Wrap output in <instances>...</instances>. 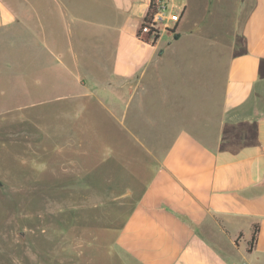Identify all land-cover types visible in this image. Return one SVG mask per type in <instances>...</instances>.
Returning a JSON list of instances; mask_svg holds the SVG:
<instances>
[{
  "label": "crops",
  "instance_id": "crops-1",
  "mask_svg": "<svg viewBox=\"0 0 264 264\" xmlns=\"http://www.w3.org/2000/svg\"><path fill=\"white\" fill-rule=\"evenodd\" d=\"M150 1L0 0V53L12 72L18 49L57 50L59 63L60 50H85L102 83L70 101V143L99 106L127 139L163 146L142 192L110 200L128 212L103 241L113 264H264V0H158L172 41L140 38ZM189 21L198 31L183 40Z\"/></svg>",
  "mask_w": 264,
  "mask_h": 264
},
{
  "label": "rangeland",
  "instance_id": "rangeland-1",
  "mask_svg": "<svg viewBox=\"0 0 264 264\" xmlns=\"http://www.w3.org/2000/svg\"><path fill=\"white\" fill-rule=\"evenodd\" d=\"M171 9L168 3L165 13ZM228 20V14L215 17L211 28L228 26ZM193 23L186 25L183 40L198 31ZM56 51L8 53L12 72L0 53V264H113L103 241L113 240L115 223L128 212L110 200L126 202L142 192L163 146L148 138L127 139L99 106L90 114L91 133L78 129L81 142L70 143V101L78 95L74 101L83 102L80 95L89 91L99 96L102 81L86 72L85 50L80 62L73 55L79 50H60V63ZM94 235L99 242L90 247Z\"/></svg>",
  "mask_w": 264,
  "mask_h": 264
},
{
  "label": "built area",
  "instance_id": "built-area-1",
  "mask_svg": "<svg viewBox=\"0 0 264 264\" xmlns=\"http://www.w3.org/2000/svg\"><path fill=\"white\" fill-rule=\"evenodd\" d=\"M166 7L159 6L157 13L154 15L152 21L140 28V38L148 36L154 40L158 39L162 31H169L170 27L167 25L168 16L165 13Z\"/></svg>",
  "mask_w": 264,
  "mask_h": 264
},
{
  "label": "trees",
  "instance_id": "trees-1",
  "mask_svg": "<svg viewBox=\"0 0 264 264\" xmlns=\"http://www.w3.org/2000/svg\"><path fill=\"white\" fill-rule=\"evenodd\" d=\"M158 8H159V1L158 0H151L150 1V5H149L148 12H147V14H146L143 22L141 23L140 28H142L143 26L149 24L152 21L154 15L158 11ZM258 232H259V225L258 224H255L254 225L253 237L249 241V244H248V251H252L253 250V248H254V246H255V244L257 242Z\"/></svg>",
  "mask_w": 264,
  "mask_h": 264
},
{
  "label": "water",
  "instance_id": "water-1",
  "mask_svg": "<svg viewBox=\"0 0 264 264\" xmlns=\"http://www.w3.org/2000/svg\"><path fill=\"white\" fill-rule=\"evenodd\" d=\"M1 184V183H0ZM22 236H25L24 232L22 233Z\"/></svg>",
  "mask_w": 264,
  "mask_h": 264
}]
</instances>
